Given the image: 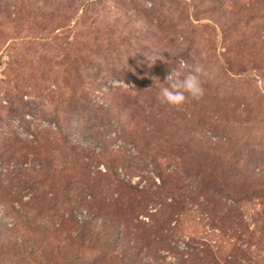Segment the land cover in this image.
I'll return each instance as SVG.
<instances>
[{
    "label": "rangeland",
    "instance_id": "374dc122",
    "mask_svg": "<svg viewBox=\"0 0 264 264\" xmlns=\"http://www.w3.org/2000/svg\"><path fill=\"white\" fill-rule=\"evenodd\" d=\"M0 264H264V0H0Z\"/></svg>",
    "mask_w": 264,
    "mask_h": 264
},
{
    "label": "clouds",
    "instance_id": "9594fccd",
    "mask_svg": "<svg viewBox=\"0 0 264 264\" xmlns=\"http://www.w3.org/2000/svg\"><path fill=\"white\" fill-rule=\"evenodd\" d=\"M204 75L202 65H189L179 59L177 66L172 67L165 76V86L160 88L158 99L176 108L182 107L189 100H200L205 95Z\"/></svg>",
    "mask_w": 264,
    "mask_h": 264
},
{
    "label": "trees",
    "instance_id": "16d2710c",
    "mask_svg": "<svg viewBox=\"0 0 264 264\" xmlns=\"http://www.w3.org/2000/svg\"><path fill=\"white\" fill-rule=\"evenodd\" d=\"M66 190V189H65Z\"/></svg>",
    "mask_w": 264,
    "mask_h": 264
}]
</instances>
